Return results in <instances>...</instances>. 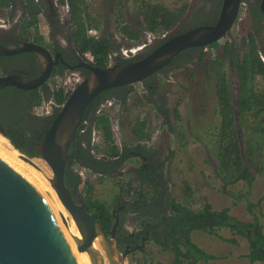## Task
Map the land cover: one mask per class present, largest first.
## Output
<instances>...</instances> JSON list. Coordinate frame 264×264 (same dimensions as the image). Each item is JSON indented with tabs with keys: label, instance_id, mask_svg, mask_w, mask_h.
<instances>
[{
	"label": "trees",
	"instance_id": "1",
	"mask_svg": "<svg viewBox=\"0 0 264 264\" xmlns=\"http://www.w3.org/2000/svg\"><path fill=\"white\" fill-rule=\"evenodd\" d=\"M68 1L71 7L72 20L74 25V40L81 49V52L90 51L95 55L96 62L101 67L109 66L110 56L121 50L118 36L122 40L140 43L141 31L134 28L127 20L124 11L125 4L130 0H109L114 6L115 13L98 14L97 19L101 22H111V19L117 24L115 31L107 25L101 28L97 19L94 18L88 0H60ZM137 3L136 22L139 20L143 31L153 34L168 33L172 30L180 19L184 16L188 6L170 8L162 3H153L150 0H135ZM13 0H0V7L7 8L12 6ZM19 5L23 10L22 16L30 26V30H37L39 15L44 12V1L36 3L35 0H19ZM113 10V9H112ZM111 10V11H112ZM131 22L135 20L130 17ZM27 22L25 24H27ZM35 29H32V28ZM100 30L98 37L90 36L88 31L91 29ZM117 36V37H116ZM166 41V40H165ZM165 41H160L164 43ZM218 43L212 44L211 48H217ZM227 49V47H226ZM240 50V48H239ZM234 54L235 67L239 76V91L234 96L231 91L233 88L227 75V60L225 57L217 58L209 66V71L213 73L216 84V96L218 98L220 116V128L217 133L219 138L218 162L220 175L228 184L231 181L245 180L249 186H252L255 180V172L260 171L256 168L255 158L253 155L261 151V141H248L244 136L246 128L244 123L248 120L249 115L256 119L251 130L260 137H264V95L259 92L253 83L255 75L251 79L247 74L249 69L242 65L251 61L253 65L259 64L260 58L257 48L250 53H245L244 58L240 56V51ZM189 56L184 52L177 55L173 61L165 66L158 73L144 79L141 85L147 92L146 102L151 105V109L156 116L161 118L162 124L167 125L170 132L174 133L175 123L180 119L178 109H170L166 94L162 90L161 81L166 79L174 68H180L182 65L202 63L206 56L203 48L194 47ZM184 54L185 59L181 56ZM143 57L131 60H119L117 63H129L140 60ZM256 58L255 60H252ZM242 59V60H241ZM230 64V63H229ZM262 64H260L261 68ZM244 67V69L242 68ZM253 70V69H252ZM262 71L258 74H261ZM264 74V73H263ZM257 75V74H256ZM254 85V87L251 86ZM137 90V85L116 87L107 90L97 97L89 106L84 114L82 124L77 130L75 140L70 146L69 164L65 172V183L69 189L75 187L79 190L82 200H84L86 210L97 219L106 231H109L114 222L112 206L99 201L94 197L96 191L95 185L89 179H84L86 174L97 176L99 183H104L111 179H119L118 193L116 199H119L120 192L127 200V203L121 215L119 238L126 245L134 246L138 243L140 237L144 236L148 227L152 228L150 242L160 246L164 250H170L174 259L171 264H207L216 259L214 255L209 254L192 239L196 231L209 235H217L221 230H229L233 234L232 238L224 239L234 245L240 244V239H246L248 254L245 257L252 263L264 264V225L253 213L255 208L261 207V203H249L248 209L255 217L252 222H245L234 217L229 209H214L210 204H204L200 208L194 209L191 206L182 204L173 199L169 194L168 182L164 174L163 164H155L157 152L148 151L142 146L149 138L147 121L138 117L130 129L137 145L131 146L125 144L119 147L116 144L115 133L113 131L111 117L102 112L101 107L109 101L124 107L125 111L130 110V100ZM35 105L40 106L44 101V93L40 90L32 91ZM108 95V98L106 96ZM68 95L60 89L55 92V99L58 103H64ZM101 98H104L101 101ZM55 117L41 119L36 123L31 131L29 121L24 116L12 122L11 119L0 116V121L7 131L9 140L13 146L24 151L29 156H35V148L42 138V127L51 126ZM238 124V127H237ZM95 130H100L103 137L101 145L93 144V134ZM239 136L242 138L239 139ZM242 142V143H241ZM244 143V147L242 144ZM140 151L145 158L137 157L135 152ZM251 154L252 168H249L248 155ZM258 156V155H257ZM139 158H142L141 161ZM147 159V161H145ZM138 166L135 170L128 173L124 168L130 162H135ZM150 163L147 165V163ZM246 167V168H245ZM253 168H255L253 172ZM120 170L118 178L113 174ZM122 180V181H121ZM187 189L190 187L187 185ZM73 192V191H72ZM74 197L77 196L74 193ZM131 213L138 221V229L133 230L129 236L126 227L127 214ZM148 243V244H149ZM136 253V252H134ZM133 254V253H132Z\"/></svg>",
	"mask_w": 264,
	"mask_h": 264
},
{
	"label": "rangeland",
	"instance_id": "2",
	"mask_svg": "<svg viewBox=\"0 0 264 264\" xmlns=\"http://www.w3.org/2000/svg\"><path fill=\"white\" fill-rule=\"evenodd\" d=\"M105 1L88 0V5L95 19H97L98 14L107 13L108 7H106ZM150 1L162 3L170 8H177L190 0ZM124 11L126 14L128 12V15L133 19L135 18L134 21L137 20V3L135 0L128 1L125 4ZM111 12L115 13L114 8L112 11L110 10ZM98 25L102 29L106 28L107 25L114 31L117 24L113 19H111V22L102 19ZM141 36L143 37L142 40L146 39V35H143V33ZM118 41L121 50L116 52V55H122L124 49L134 48V46L141 44V42L133 43L132 41L122 40L119 36ZM204 52L206 56L202 63H197L194 58L195 64L182 65L180 68L175 67L169 76L161 81L162 90L168 100V106L173 110L178 109L180 113V119L175 123L176 131L174 133L169 131L167 125L162 124L163 120L156 116V113L151 109V105L146 102L147 92L140 84L137 85L136 93L129 101L130 110L128 112L121 105L115 104L114 101L106 103L102 107V112L111 117L116 144L119 147H123L125 144L137 145L138 142H135L136 139L130 129L138 117L147 121L150 136L147 141L142 142V145L148 153L157 152L155 164L164 165L169 194L177 202L191 206L194 209L200 208L204 204H210L214 209L226 208L230 210L234 217L245 222H252L255 219L248 209V204L259 202L261 207L255 208L253 213L264 225V137L261 138L260 134L251 130L256 119L249 115L248 120L244 123L246 128L244 136H247L248 141L262 142L261 151L253 155L256 168L260 171L255 172V180L252 186H249L245 180L231 181L227 184L224 177L219 174L218 153L220 148L217 133L220 128V116L216 96L217 82L213 73L209 71V66L217 56H223L215 48H207ZM228 77L233 88L234 80L229 73ZM70 80L73 81V79ZM55 81L53 85L55 89L64 88L58 79ZM263 85L258 80L257 88L263 89ZM231 91L235 93V91ZM41 109L40 106V112ZM240 138L242 137L240 136ZM242 147H244V143ZM18 151L23 154L20 150ZM248 157L247 164L249 168H252L253 165L250 160L252 155L249 154ZM137 161L135 160V163ZM42 163L44 165H37L40 166L42 171L46 167L50 173V175H47L50 178L53 177V173L46 163L44 161ZM132 167V165H127L124 170L128 173ZM254 170L255 168H253V172ZM81 173L84 179L91 180L95 185L94 197L96 199L108 206L115 204L119 179H111L102 184L98 182L97 176L86 174L84 171ZM47 182L52 188L49 180ZM187 185L190 187L189 190H186ZM52 190L54 193L56 192L53 188ZM55 194L58 197L57 193ZM68 215L71 223H73L71 215L69 213ZM137 224L138 221L135 216H131L125 225L128 229L135 230L139 228ZM232 237L231 231L226 229L221 230L218 236L200 231H196L192 235L194 243L216 257L207 264H252L245 257L248 254L246 239H240L239 245L224 240ZM173 259L174 255L170 250H164L156 244L149 243L144 251L130 254L127 258V264H171Z\"/></svg>",
	"mask_w": 264,
	"mask_h": 264
},
{
	"label": "water",
	"instance_id": "3",
	"mask_svg": "<svg viewBox=\"0 0 264 264\" xmlns=\"http://www.w3.org/2000/svg\"><path fill=\"white\" fill-rule=\"evenodd\" d=\"M237 12V6L225 7L215 25L196 27L175 36L140 61L107 67L87 66L92 71L91 75L73 89L61 105L53 123L37 143L35 156L19 153L21 160L37 170L41 168L35 160L41 159L52 171L53 177L48 180L78 227L80 238L68 236L63 218L55 213L43 194L30 182L20 161L0 147V264H79L77 255L82 253L87 254L91 264H127L128 256L143 248L120 250L116 236L118 216L113 229L107 232L86 210L85 203L75 200L65 183L70 146L90 104L103 92L137 85L170 64L182 51L208 47L221 40L231 29ZM24 51L37 56L44 53L42 48L30 44L0 46V55ZM48 78L49 71L34 79L24 75L0 77V89L13 86L32 90L45 84ZM0 134L9 140L1 122Z\"/></svg>",
	"mask_w": 264,
	"mask_h": 264
},
{
	"label": "flooded vegetation",
	"instance_id": "4",
	"mask_svg": "<svg viewBox=\"0 0 264 264\" xmlns=\"http://www.w3.org/2000/svg\"><path fill=\"white\" fill-rule=\"evenodd\" d=\"M35 1L40 4L42 0ZM43 1L45 9L44 12L39 15L37 30H30L28 22L25 20V17L22 16L24 12L19 5V0H13L12 6L7 8L0 7V46L19 47L22 44H30L36 45L44 50V53L40 54L41 56H37L31 51H24L13 55H0V77L24 75L30 79H34L42 76L44 72L49 71V78L45 84L38 88L22 90L13 86H7L0 89V116L11 119L12 122L16 121V119H21V117L24 116L25 119H27V122L29 121L31 131L34 130L36 123L41 119L48 117L50 120L51 117H56L58 114L62 103L56 101V91L63 89L65 95L69 96L73 89L91 75L92 71L87 68V66L101 67L97 62L95 64L88 63L84 57L85 52L82 53L81 49L75 42L71 7L68 1ZM105 5L106 7L111 8V10L113 9V5L109 0L105 1ZM187 6L188 8L186 9L184 16L180 19L177 25L168 32L166 41L175 36L185 34L196 27L215 25L220 21L225 7L229 6L230 8H234V6H237L238 12L231 25V29L221 40L216 42L218 43L216 50L221 52L222 56L230 63L227 66V75L229 73L233 78V91L238 93L240 82L235 67L234 54L240 48V56L243 59L245 53H250L255 46L260 58L259 64L256 63V65H253L251 61L244 63L241 59L242 65L248 67V69L250 68L247 74L251 79L255 75V80L252 79V81L256 88L258 80L264 84V0H190L188 1ZM127 20L134 28H139L141 34L143 33V27L139 20L137 22H131L129 16H127ZM26 22L27 24H25ZM32 29L35 28L33 27ZM92 31L96 32L95 36ZM98 31L100 30L93 28L88 31V34L99 38L101 32ZM114 32L116 31L114 30ZM222 40L223 43L221 44ZM160 41L164 40L160 38L149 40L146 38L142 40V44L138 47V50H135L136 52L134 54L116 55L115 53L113 56H110L109 65L116 64L119 60L125 59L131 60L143 57L140 59L142 60L159 46ZM193 48H188L182 51L180 55L184 52L186 56H189V54L193 52L191 51ZM201 48H203V51L206 49V47ZM184 54L181 56L183 60L185 59ZM255 59L256 58H253L252 60ZM260 64H262L261 68ZM244 67L242 68L244 69ZM260 70L262 73L258 74ZM56 79L63 84L64 88L55 89L53 85L54 82H56ZM70 79H73V81L71 82ZM251 86L254 87L252 84ZM262 88L263 89L257 88V90L264 95V85ZM34 90H40L44 93V101L42 105H40L42 108L41 112L40 106L35 105V100L31 94ZM106 98H108V95ZM103 100L104 98H101V101ZM49 127L41 128L42 135ZM20 151L27 155L24 151ZM135 154L137 157L142 156L140 151L135 152ZM142 158L145 159L143 156ZM142 158L139 159L143 161ZM145 161H147V159ZM149 163L150 161L147 165ZM129 165L133 166L131 170L138 168L135 162H130ZM119 174L120 170L113 175L121 179ZM75 190V187H72V191L76 193L75 195L77 196V199L74 197L75 200L77 202H84L80 196V188L77 191ZM130 203L131 201L127 203V200L123 197V193L120 192L119 199H116L115 204L112 205L113 208L115 207V209L112 210L114 222L107 232H110L113 229V226L116 223V216H118L119 224L116 228V236L118 238L119 249L123 251L130 247L141 246L143 248L139 251H144L150 242L152 233L151 227H148L146 234L140 237L139 242L135 243L134 246L124 244V242L120 241L118 236L120 231L119 225L122 219L121 215L126 208V205ZM131 216L134 215L131 213L127 214L126 222ZM127 230L129 231V236H131L133 230L128 228Z\"/></svg>",
	"mask_w": 264,
	"mask_h": 264
},
{
	"label": "bare ground",
	"instance_id": "5",
	"mask_svg": "<svg viewBox=\"0 0 264 264\" xmlns=\"http://www.w3.org/2000/svg\"><path fill=\"white\" fill-rule=\"evenodd\" d=\"M0 147L11 153L13 156H15L21 163L26 175L28 176L30 182L43 194V196L46 198L47 202L50 204L52 209L55 211L56 214L62 217L65 224L62 223L66 229V233L68 234L69 237L71 236H76V237H81L80 236V231L76 224L71 223V219L66 211V209L63 207V204L59 201V198L56 196V192L52 190L50 187L49 183L47 182L48 179L50 178L47 174L50 175L49 171L46 169V167L41 170H37L28 163L24 162L19 158V151L10 143V141L2 136L0 134ZM36 164L39 165H44L40 159L35 160ZM47 179V180H46ZM74 228V229H73ZM95 247L98 249V244L96 243ZM77 259L79 264H91L89 257L87 254L82 253L77 255Z\"/></svg>",
	"mask_w": 264,
	"mask_h": 264
},
{
	"label": "built area",
	"instance_id": "6",
	"mask_svg": "<svg viewBox=\"0 0 264 264\" xmlns=\"http://www.w3.org/2000/svg\"><path fill=\"white\" fill-rule=\"evenodd\" d=\"M94 34H96V32H94ZM138 50V47H134V48H130V49H124L123 50V54L124 55H129V54H134L136 51ZM84 57L86 59V61L90 64H95L96 63V58L95 55L90 52V51H86L84 53ZM103 143V137H102V133L100 130H95L94 134H93V144L94 145H101Z\"/></svg>",
	"mask_w": 264,
	"mask_h": 264
},
{
	"label": "clouds",
	"instance_id": "7",
	"mask_svg": "<svg viewBox=\"0 0 264 264\" xmlns=\"http://www.w3.org/2000/svg\"><path fill=\"white\" fill-rule=\"evenodd\" d=\"M186 5H188V2L187 3H185ZM185 4H182V5H179L178 7H180V6H184ZM94 32L95 31H92V33L94 34ZM143 32V35H146V38L147 39H149V40H152V39H154V38H157V39H163L164 41L166 40V36L168 35V33H163V34H153V33H150V32H147V31H142ZM96 34H94V36H95ZM120 37V36H119ZM141 40H142V36H141ZM133 42V41H132ZM147 42V41H146ZM145 42V43H146ZM166 42V41H165ZM216 42H218V41H216ZM216 42H214V43H216ZM133 43H137V42H133ZM213 43V44H214ZM141 44H142V41H141ZM141 44H138V45H136V46H134V47H140V45ZM163 44V43H162ZM160 46V45H159ZM211 46H212V44L210 45V46H208V47H206V49L207 48H211ZM122 55H124L123 54V52H122ZM159 72V71H158ZM157 72V73H158ZM156 74V73H155ZM147 79V78H146ZM142 83V82H141ZM141 83H139L140 85H141ZM138 85V84H137ZM142 86V85H141ZM236 92L234 93V96L236 97ZM114 131V130H113ZM239 138H240V136H239ZM12 144V143H11ZM15 147V146H14ZM17 149V148H16Z\"/></svg>",
	"mask_w": 264,
	"mask_h": 264
}]
</instances>
